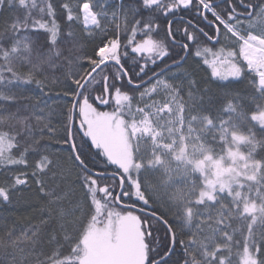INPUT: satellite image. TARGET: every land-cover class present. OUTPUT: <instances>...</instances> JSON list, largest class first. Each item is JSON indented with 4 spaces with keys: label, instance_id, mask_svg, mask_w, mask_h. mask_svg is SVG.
I'll return each mask as SVG.
<instances>
[{
    "label": "snow or ice",
    "instance_id": "snow-or-ice-1",
    "mask_svg": "<svg viewBox=\"0 0 264 264\" xmlns=\"http://www.w3.org/2000/svg\"><path fill=\"white\" fill-rule=\"evenodd\" d=\"M0 264H264V0H0Z\"/></svg>",
    "mask_w": 264,
    "mask_h": 264
}]
</instances>
